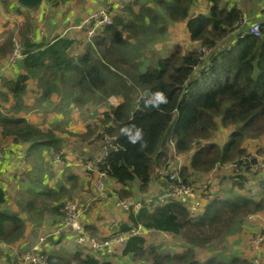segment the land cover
<instances>
[{
    "label": "trees",
    "instance_id": "trees-1",
    "mask_svg": "<svg viewBox=\"0 0 264 264\" xmlns=\"http://www.w3.org/2000/svg\"><path fill=\"white\" fill-rule=\"evenodd\" d=\"M47 2L55 5L57 0ZM195 2L127 3L114 15L112 24L93 36L80 55L72 54L74 42L66 36L56 35L46 43H37L32 35L36 23L29 19L20 31L24 73L5 83L14 103L12 115L0 109L3 133L14 135L17 141H31L33 148L47 146L53 148L52 153L62 155L61 140L53 129L44 131L28 119L16 116L26 109L23 98L30 80L37 81L43 99L58 94L59 107L64 109L71 104L84 106L95 99L107 101L115 95L121 101L115 106L108 105L110 108L101 119L103 125L88 124L81 137L87 140L96 132V141L103 140L105 134L117 137L111 141L116 147L110 148L106 157L108 167L102 168L118 183L124 187L136 183L140 191H147L153 182L160 181L157 170L171 165L174 148L177 154L195 148L190 168L204 173L217 164H234L244 173L238 175L233 186L243 190L245 174L254 173L252 166L258 161L243 143L264 135V19L260 20V36L248 34L231 40L243 11L231 5L230 0H207L209 12L193 15ZM182 22L187 23L191 41L210 49L205 61L201 51L184 48L179 43L165 55L155 47L167 40L171 25ZM9 36L0 46V56L13 47ZM202 64L204 67L197 74L195 67ZM141 92H147V96L139 98ZM220 125L233 126L223 146L208 142ZM97 127L102 128V133ZM188 170L182 167L180 175L185 183L191 184ZM33 175L28 177L30 186L19 201L27 217L0 211V239L9 244L24 236L28 221L47 213L63 216L68 189L64 185L50 187ZM232 192L226 198L217 193L210 195L205 210L197 217H192L188 207L178 200L142 207L136 217L131 215L132 226L140 224L143 230L182 235L190 248L181 254H161L154 245L147 248L145 238L136 235L125 243L123 255L138 257L148 251L155 264H161L162 260L167 264L175 260L183 264H253L243 257L230 260L212 257L205 263L195 260L193 247L210 242L220 223L228 222L236 211L251 205L247 213L263 209L262 200ZM121 194L139 198L125 189ZM5 198L0 187V205ZM130 227L122 225L117 230L124 232ZM45 254L48 264H113L108 255L99 254L100 258L92 252L84 253L81 248L72 254L54 251Z\"/></svg>",
    "mask_w": 264,
    "mask_h": 264
},
{
    "label": "crops",
    "instance_id": "crops-1",
    "mask_svg": "<svg viewBox=\"0 0 264 264\" xmlns=\"http://www.w3.org/2000/svg\"><path fill=\"white\" fill-rule=\"evenodd\" d=\"M133 1L134 0H57L55 5L52 3L49 4L48 2L44 3L39 15L34 17L29 10L16 4L15 0H0V46L10 37L9 34L12 30L14 31L12 38L18 37L21 41L20 31L21 29H25L30 19L36 23L33 26L32 35L37 43H46L56 35L66 36L74 42L72 54L80 55L85 52L86 45L89 42L86 31V29L89 28L88 24H86L89 17L105 6V8L111 10L113 15H116L121 11L124 5ZM203 1L207 10V8H209L208 2L207 0ZM261 2L262 0H243L242 11L244 15L252 20L264 19ZM47 7L53 9L61 7L62 9L67 8L68 10L66 9L67 12L65 15H63L62 12L57 21H55L48 16L51 13L50 9L47 10ZM206 10L204 12L195 13L193 12L195 9L192 8L193 13H191L193 15L207 13ZM15 29L18 30L15 31ZM180 30L185 31V33L182 38L174 42V45L176 43L183 45L185 37H188L187 40L193 43L190 39L186 22L171 25L169 28V37L172 34L177 38V32ZM167 41L165 40L164 43ZM164 43L157 44L155 47L158 50L160 48L163 49ZM11 52L12 48L9 47L8 52L0 56V109L3 113L10 115L13 114L11 109L14 100L12 95L9 94L5 83L7 81L16 80L19 75L24 73L23 60L17 61L12 66L9 65ZM23 99L26 109L20 111L16 116L28 119L32 124L37 125L44 131L50 128L53 129L55 136L61 140L62 162H56L55 156L59 154L55 152L52 153L53 148L47 146L33 148V143L31 141H17L14 135L4 134L0 127V152L2 153L0 159V187L4 190L6 195L5 201L0 205V211L16 213L26 218L27 213L21 210L19 201L21 194L26 192L30 186L28 177L34 174L33 177L38 176L42 179L44 184L50 187L57 188V184L59 183L60 186L64 185L68 189V194L64 197L65 200L66 198H77L83 203H92L91 208L84 217L85 227L90 235L102 238L110 235L122 225L132 226L133 221L131 214L123 211L113 196H108L102 200H93L95 196L94 176L86 171L84 160L87 158H94V156L99 153L100 148L98 145L92 142V139L85 140L87 142L85 143L88 153L86 156L87 158H84L85 156L79 157L72 150V148H75V143L79 140V137L70 139L71 134L67 131L71 130L76 135L86 133L87 125L90 120L87 113L81 111L76 104H71L69 108L67 107L68 109L60 108V97L58 94L43 99L41 90L38 88L37 81L35 80H30L28 82L27 92ZM120 101L121 99L119 97L112 96L109 98L107 104L115 106ZM85 107L93 108L92 102L86 104ZM67 110H69V112ZM106 110H108V108L103 107L100 108L98 112L102 115ZM221 127L220 125L218 130H220ZM226 137H228V135ZM263 140L264 136H261L255 141L260 143ZM249 144L254 145L256 143L252 141ZM244 146L251 153L252 150H250V147H247V145ZM49 153H51L52 156H49ZM36 156H40L43 161H37ZM184 160H186V153L174 155V160L170 163L181 172L182 167L185 166ZM47 167H49L48 170L50 173H48V170L43 171L44 168ZM68 173L70 174L68 175ZM63 174L65 177H63ZM218 176L220 177L215 183L225 192L224 196L217 193L219 197L226 198L229 196V193L233 191L232 193L235 192L234 194L236 195L242 194L254 198L257 201L262 200V202H264V167L258 173L251 172L245 174V188L243 190L237 186L234 187L233 180L224 179V181H222V173ZM226 181L227 184H225ZM106 182L109 187L121 196H123L121 191L125 189L131 192L133 191L134 196H138L143 201L160 195L163 188L167 185L166 180L160 179V181L153 182L147 191H140L138 184L135 183L132 187H124L110 176L106 178ZM190 183L199 191L202 187L208 186L207 180L200 182V184ZM179 202L185 206L188 204L186 199H181ZM238 215L244 216L243 223L237 226V229L233 231L236 233L233 240L237 244L239 252L244 251V258L250 259V261L255 256H258L261 263L264 264V243L258 251L252 246L253 236L256 233L264 231V207L259 211L249 212L246 216L238 212L235 217ZM62 218L61 214L47 213L40 219L28 221L24 236L16 243L11 244L13 251L16 254L25 253L39 240L41 235H48L47 246L45 248L47 252L58 250L64 243H68L74 247V249L78 250L79 246L75 242V238L71 232L69 230L59 231ZM36 226L43 228L44 231L37 239L35 238V241H30L29 239L32 236L33 228ZM154 231L156 234H160V236L164 237V232ZM151 232L152 231L147 230L142 234L145 240L147 239L145 235L149 234L152 236ZM171 235L172 237L175 236L173 234ZM124 246L125 244L121 247L119 246L120 248H118L117 253L119 252L118 254L124 257H130V255H123ZM94 255L98 256L97 254ZM112 257L113 255L109 256V260H111ZM11 259L12 254L0 253V264H11Z\"/></svg>",
    "mask_w": 264,
    "mask_h": 264
},
{
    "label": "built area",
    "instance_id": "built-area-1",
    "mask_svg": "<svg viewBox=\"0 0 264 264\" xmlns=\"http://www.w3.org/2000/svg\"><path fill=\"white\" fill-rule=\"evenodd\" d=\"M243 0H230L231 5H235L238 9L242 10ZM47 3V2H46ZM261 9L264 13V0L261 2ZM113 13L109 8H101L95 13H93L89 19L86 21L88 24L87 36L89 42L92 41L94 35L98 31L112 24ZM235 37L245 36L248 34H254L255 36L261 35L260 20H252L245 15L242 17L239 23H237L236 28L233 32ZM14 50L11 52L9 57V65L12 66L19 60L24 58L23 48L21 47V41L18 37H13ZM203 53L202 59L205 61L207 56L210 55V49L200 48ZM201 66L195 67L197 74H199ZM147 96V92H141L139 98H144ZM117 137H110L104 135V144L101 146L99 153L92 159L85 161V169L88 173L94 176V192L95 196L93 200H102L108 196H113L117 204L123 209V211L130 213L133 216H137L139 210L142 207H155L156 205H161L168 203L173 200L180 201L181 199H186L188 201L187 207L192 217H197L203 213L205 210L208 200L201 197L203 193H207L208 186L202 187L199 191L192 184L185 183L180 175V172L172 165L168 167H162L157 170V174L160 176L161 180H166L167 185L163 188L162 193L156 197H151L146 200H141L137 197H122L119 193L108 186L106 178L109 177L108 173L103 165L108 167L106 157L108 155L109 149L116 147L111 145V141ZM174 155H178L174 148ZM2 153L0 152V159ZM258 160L256 164L252 166L253 172H258L262 167H264V159L259 158L254 155ZM56 162H62L61 155L55 156ZM92 203H83L77 198L66 199L63 203L62 213L63 218L59 226V231L69 230L75 238V242L79 248L88 250L97 255H108L112 256L116 247L124 245L130 237L136 235H142L145 231L142 226H131L127 231L116 230L110 235L102 238L92 236L88 233L84 217L91 208ZM251 217V215H250ZM151 231V230H149ZM164 238H170L171 234L164 232ZM48 235H41L39 240L33 244V246L23 254H16L13 251L12 245L4 240L0 239V253L12 254L11 264H48L47 256L45 254V248L47 246ZM264 243V231L256 233L252 238V246L258 251L261 245ZM253 264H262L257 256L253 258Z\"/></svg>",
    "mask_w": 264,
    "mask_h": 264
},
{
    "label": "rangeland",
    "instance_id": "rangeland-1",
    "mask_svg": "<svg viewBox=\"0 0 264 264\" xmlns=\"http://www.w3.org/2000/svg\"><path fill=\"white\" fill-rule=\"evenodd\" d=\"M97 1H100V0H97ZM48 9H50V13H51L48 16H50L55 21H57V19L59 18V16L61 15L62 12H63V15H65L67 10H68L67 8L62 9L61 7L58 9H53V8L47 7V10ZM193 9H195V11H193L195 13L204 12L206 10V7L204 5V1L203 0H196ZM206 12H209V8H207ZM74 25H70V26H74ZM17 30L18 29H15V31H17ZM87 30L88 29H86V31ZM13 33H14V31L12 30L10 33L11 36H13ZM184 33H185V31H183V30H180L179 32H177V35H178L177 38H175L174 35L171 34V36L168 37L169 39L167 38L168 41L166 40L167 42L164 43L163 49H161V48L159 49L160 52L163 55H165L168 50H170L174 47V42L177 41L179 38L183 37ZM234 37H235V34H233L230 39L232 40V39H234ZM187 39H188V37H185V40L183 41L184 48L186 47V48L200 50V44L199 43H196V42L191 43ZM12 49L14 50V46L12 47ZM202 50H203V48H202ZM113 96H115V95H113ZM108 101H109V98L107 101H104V100L99 101V100L95 99V100H91L90 102L87 103V104H89L92 102L93 108H86L85 107L86 104L84 106H78V107L80 108L81 111H84V113H87V115L90 119L88 124L92 123L94 126H96V125L102 126L103 124H102L101 119L103 117V113H102V115H100L98 111L100 108H103V107H107L109 109L110 107L107 104ZM68 108H66V109H68ZM67 111L69 112V110H67ZM227 129H228V132H227ZM97 130L99 133H102L101 127H97ZM231 131H232L231 127H229V128L221 127V129L218 130L208 142L216 143L219 146H223L228 141ZM67 132H69L71 134L70 139H73L75 137H79V140L75 143V148H72L73 152H75L76 155H78L79 157L85 156L84 158H87L86 157L88 155L87 146L85 145V143H87V142L85 141V139L83 140L81 135H79V134L76 135L71 130H69ZM227 135H228V137H226ZM96 136H97V132L93 136L89 137L87 140L92 139L93 140L92 142L97 144L98 147L101 149V146L104 144V140L98 139L96 141ZM255 140H257V139H252V140L247 139L246 141H244L243 144L247 145V147H250V150H252L251 151L252 154H254V155L259 154L258 157L261 159H264V140L261 141L260 143L255 141ZM252 141L255 142L256 144H254V145L249 144ZM205 142L207 143V141H205ZM205 142H202V144H205ZM194 152H195V148L192 149L191 151H189L188 153H186V160L187 161L184 160L185 166L189 169L188 170L189 181H191L192 183H197V184H200V182H202V181H206V180L208 181V183H207L208 192L202 195L203 198H206L208 201L211 198L210 195L219 193V194H221V196H224V194H225V192L222 191L220 189V187H218L217 184L215 183L216 181H218V179L220 177L218 175H220V173H222V181H224V179L225 180L229 179V180L234 181L240 177L238 175L244 173V172H240L238 167H236L234 164H217L212 170H210L208 172H204V174L201 171H195L193 168H190V160H191V157L193 156ZM49 156H52V154L49 153ZM36 159H37V161H40V162L43 161L40 156H36ZM87 160H88V158L85 159L84 161H87ZM48 169H49V167L44 168L43 171H47ZM48 173H50L49 170H48ZM69 174L70 173H68V175ZM63 177H65L64 174H63ZM225 184H227V181L225 182ZM59 186H60V183L57 184V187H59ZM234 193H232V194L234 195ZM124 197H129V196H124ZM66 199H69V198H66ZM251 209H252V205L249 208L245 207V208H242L236 212L243 213L246 216V215H248L247 212L251 211ZM232 215L233 214L229 215V217ZM243 219H244L243 215H238L237 217L229 218V221L224 222V224L220 223L218 232H215V234H214V236L210 242L205 244V246H196V247L194 246L193 247V250L195 253V260L200 262V263H205L206 261H208L212 257H216L220 260H230L234 257H243L244 258L245 252L244 251L239 252V249L237 248V244L233 240V237H235L236 233L232 232L233 229L236 230L237 226H239L243 223ZM230 225H231V227H230ZM43 231H44L43 228H39L37 226L34 227L33 232H32V236L29 240L35 241V238L37 239L38 236H40L43 233ZM151 231H152L151 232L152 236L149 234L145 235V237H147V239H146V247L147 248H149V246H151V245H154L161 254H165V253L181 254L185 250L190 248L188 242L186 241V239L182 235H175L173 237L171 235L172 238L170 237L168 239V238H164V237L160 236V234H156V232L154 230H151ZM120 247H116V249L113 253L114 255L110 260L113 262V264H155V261L153 259V255H150L148 251L142 256L124 257L122 255H119L118 254L119 252L117 253L118 248H120ZM75 251H76V249H74V247H72L68 243H64L63 246H61L60 248H58V250H55L54 252H58L60 254L66 255V254H72ZM84 253H88V250L85 249ZM99 257L102 258L101 256H99ZM258 259L260 260L259 257H258ZM251 262L253 263V258H252ZM167 263L168 262L166 260L161 261V264H167ZM173 264H183V262H178L177 260H175L173 262Z\"/></svg>",
    "mask_w": 264,
    "mask_h": 264
},
{
    "label": "water",
    "instance_id": "water-1",
    "mask_svg": "<svg viewBox=\"0 0 264 264\" xmlns=\"http://www.w3.org/2000/svg\"><path fill=\"white\" fill-rule=\"evenodd\" d=\"M48 0H15L20 7L31 12L32 16L37 17L40 13L41 7Z\"/></svg>",
    "mask_w": 264,
    "mask_h": 264
}]
</instances>
